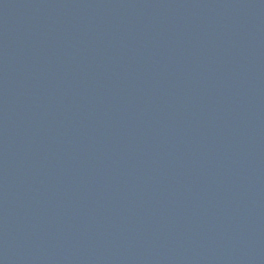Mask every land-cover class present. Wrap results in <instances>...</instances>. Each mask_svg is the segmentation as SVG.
Instances as JSON below:
<instances>
[{
  "label": "water",
  "instance_id": "obj_1",
  "mask_svg": "<svg viewBox=\"0 0 264 264\" xmlns=\"http://www.w3.org/2000/svg\"><path fill=\"white\" fill-rule=\"evenodd\" d=\"M0 264H264V0H0Z\"/></svg>",
  "mask_w": 264,
  "mask_h": 264
}]
</instances>
